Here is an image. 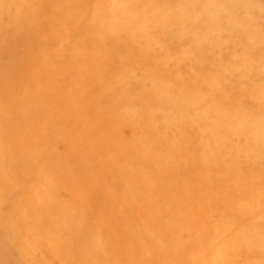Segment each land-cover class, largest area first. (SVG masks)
<instances>
[{
  "label": "rangeland",
  "instance_id": "obj_1",
  "mask_svg": "<svg viewBox=\"0 0 264 264\" xmlns=\"http://www.w3.org/2000/svg\"><path fill=\"white\" fill-rule=\"evenodd\" d=\"M0 264H264V0H0Z\"/></svg>",
  "mask_w": 264,
  "mask_h": 264
}]
</instances>
